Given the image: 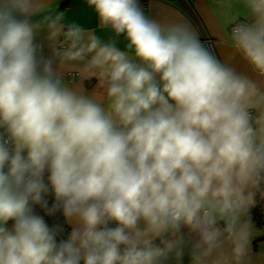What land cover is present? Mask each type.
<instances>
[{
  "label": "clouds",
  "instance_id": "1",
  "mask_svg": "<svg viewBox=\"0 0 264 264\" xmlns=\"http://www.w3.org/2000/svg\"><path fill=\"white\" fill-rule=\"evenodd\" d=\"M86 2L109 38L0 0V264H254L264 0H226L231 59L140 0Z\"/></svg>",
  "mask_w": 264,
  "mask_h": 264
},
{
  "label": "crops",
  "instance_id": "2",
  "mask_svg": "<svg viewBox=\"0 0 264 264\" xmlns=\"http://www.w3.org/2000/svg\"><path fill=\"white\" fill-rule=\"evenodd\" d=\"M145 11L158 16V18L170 21L187 20L196 29L202 42L215 50L221 59H231L235 56L230 46L222 21L229 11H242V6L228 9L226 0H140ZM51 7L65 15L66 22L75 21L84 28L94 30L101 38L110 37V30L100 27L98 16L90 8L86 0H51ZM243 17H241L242 19ZM120 46H124L121 39ZM47 51V50H46ZM242 66V65H241ZM80 65L77 62H69L63 66L67 80L72 84H82L89 90L98 88L97 78L83 79L80 73ZM102 92V89H99ZM60 223L65 227V239L71 231V226L63 221ZM185 232L187 230L185 229ZM254 264H264V224L254 225V235L251 243ZM183 264H189L187 256Z\"/></svg>",
  "mask_w": 264,
  "mask_h": 264
},
{
  "label": "trees",
  "instance_id": "3",
  "mask_svg": "<svg viewBox=\"0 0 264 264\" xmlns=\"http://www.w3.org/2000/svg\"><path fill=\"white\" fill-rule=\"evenodd\" d=\"M47 199L51 203L53 200V196L49 195ZM257 200H258V203L256 204L254 208L251 209V217H252V222L254 225L261 226L262 224H264V199H261L258 196ZM36 211L39 212L41 215H44L43 211L39 208V206H36ZM58 216H59V213L57 214L56 217L45 216V219L47 220L49 225H51L57 221ZM63 238H65V235L63 236Z\"/></svg>",
  "mask_w": 264,
  "mask_h": 264
}]
</instances>
